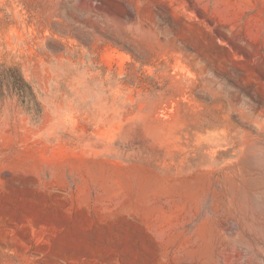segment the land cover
<instances>
[{"label": "rangeland", "instance_id": "1", "mask_svg": "<svg viewBox=\"0 0 264 264\" xmlns=\"http://www.w3.org/2000/svg\"><path fill=\"white\" fill-rule=\"evenodd\" d=\"M0 264H264V0H0Z\"/></svg>", "mask_w": 264, "mask_h": 264}, {"label": "trees", "instance_id": "2", "mask_svg": "<svg viewBox=\"0 0 264 264\" xmlns=\"http://www.w3.org/2000/svg\"><path fill=\"white\" fill-rule=\"evenodd\" d=\"M0 96L15 97L25 112L36 120L41 115V105L33 87L17 67L0 64Z\"/></svg>", "mask_w": 264, "mask_h": 264}]
</instances>
